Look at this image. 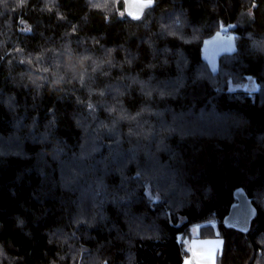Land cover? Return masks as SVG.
Listing matches in <instances>:
<instances>
[{
  "label": "trees",
  "instance_id": "16d2710c",
  "mask_svg": "<svg viewBox=\"0 0 264 264\" xmlns=\"http://www.w3.org/2000/svg\"><path fill=\"white\" fill-rule=\"evenodd\" d=\"M195 223L264 264V0H0V264H184Z\"/></svg>",
  "mask_w": 264,
  "mask_h": 264
},
{
  "label": "crops",
  "instance_id": "0c3cea01",
  "mask_svg": "<svg viewBox=\"0 0 264 264\" xmlns=\"http://www.w3.org/2000/svg\"><path fill=\"white\" fill-rule=\"evenodd\" d=\"M217 34L220 37L224 36L223 31H218L215 35L206 38L203 45V54L213 70H217L219 56L223 52L233 51L235 49V38L232 33L224 36L220 41L218 40ZM231 35L233 37L229 38ZM223 41L228 46L223 45ZM188 241L190 252L186 256L184 264H218L216 257L222 249V239L218 235L211 238L200 237L199 228V230L192 233V237Z\"/></svg>",
  "mask_w": 264,
  "mask_h": 264
},
{
  "label": "water",
  "instance_id": "95a60500",
  "mask_svg": "<svg viewBox=\"0 0 264 264\" xmlns=\"http://www.w3.org/2000/svg\"><path fill=\"white\" fill-rule=\"evenodd\" d=\"M125 10L133 19H139L145 10L154 3V0H124ZM236 201L231 205L223 222L226 227H232L240 232L247 233L252 220L258 214V207L254 204L248 192L243 187L234 190Z\"/></svg>",
  "mask_w": 264,
  "mask_h": 264
},
{
  "label": "rangeland",
  "instance_id": "374dc122",
  "mask_svg": "<svg viewBox=\"0 0 264 264\" xmlns=\"http://www.w3.org/2000/svg\"><path fill=\"white\" fill-rule=\"evenodd\" d=\"M222 32V31H221ZM224 34V33H223ZM231 34V32H229V34L228 35H230ZM215 35V34H214ZM228 35H224V36H228ZM223 36V37H224ZM217 37H218V40L220 41L221 40V38H223L222 36L220 37V35L219 34H217ZM233 37V35H231V36H229V38H232ZM223 45H225V46H228L227 44H225V41H223ZM226 48V47H225ZM255 86L254 85H252V84H250V86L248 87V88H250V89H253ZM200 225H201V223H195V224H193L192 226H191V231H192V233L193 232H196L197 230H199V228H200ZM187 259H188V257H187ZM186 259V260H187Z\"/></svg>",
  "mask_w": 264,
  "mask_h": 264
},
{
  "label": "built area",
  "instance_id": "2783aa9c",
  "mask_svg": "<svg viewBox=\"0 0 264 264\" xmlns=\"http://www.w3.org/2000/svg\"><path fill=\"white\" fill-rule=\"evenodd\" d=\"M229 34V31H224V35H228Z\"/></svg>",
  "mask_w": 264,
  "mask_h": 264
},
{
  "label": "snow or ice",
  "instance_id": "6c2138e0",
  "mask_svg": "<svg viewBox=\"0 0 264 264\" xmlns=\"http://www.w3.org/2000/svg\"><path fill=\"white\" fill-rule=\"evenodd\" d=\"M149 2H151V0H149Z\"/></svg>",
  "mask_w": 264,
  "mask_h": 264
}]
</instances>
